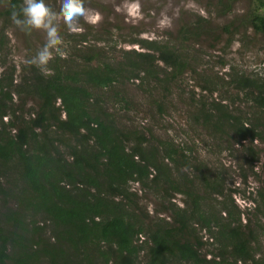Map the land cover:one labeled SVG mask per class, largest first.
<instances>
[{
	"label": "trees",
	"instance_id": "obj_1",
	"mask_svg": "<svg viewBox=\"0 0 264 264\" xmlns=\"http://www.w3.org/2000/svg\"><path fill=\"white\" fill-rule=\"evenodd\" d=\"M22 1L11 4L18 10ZM252 23L264 34L258 11ZM159 58L167 64L179 59L170 50L160 51ZM101 60L88 85L76 60L59 54L43 71L31 64L21 82L15 67L0 74V133L6 135L0 141V207L6 208L0 210V264H264V257L257 259L253 252V230L242 223L233 199L237 190L226 180L210 179L195 167L204 188L221 200V210L207 212L204 197L187 186V174L183 183L173 177L175 170L190 167L192 154L161 140L154 144L142 132L125 133L112 117L91 114L92 89L112 85L121 74L115 63ZM237 86L264 114V76H240ZM21 93L37 97L41 105L16 127L5 118ZM232 126L240 140L264 138L258 123L241 115ZM133 183L167 201L161 211L170 219H152L141 210ZM177 193L187 199L183 207L173 202ZM257 194L255 211L264 215V190ZM199 227L219 245L211 257L202 252L207 242Z\"/></svg>",
	"mask_w": 264,
	"mask_h": 264
},
{
	"label": "rangeland",
	"instance_id": "obj_2",
	"mask_svg": "<svg viewBox=\"0 0 264 264\" xmlns=\"http://www.w3.org/2000/svg\"><path fill=\"white\" fill-rule=\"evenodd\" d=\"M45 3L57 14L61 37L51 57L59 54L76 60L86 85L101 66L100 56L101 62H113L121 69L112 85L92 89L91 114L97 119L112 117L125 133L142 132L154 144L161 140L192 154L190 167L175 170L173 177L183 183L187 174L191 180L187 186L204 197L207 212L221 210V200L208 193L197 175L203 171L210 179L220 175L226 180L227 187L237 190L233 199L243 213L242 223L253 230V252L257 259L263 258L264 215L255 211L258 203L253 200L259 198L258 190H264V138L240 140L232 122L241 115L258 123L264 134V114L237 86L240 76H264V34L252 23L256 11L264 17V0H83L99 20L92 24L80 18L78 31H70L59 15L60 0ZM14 11L19 9L11 0H0V38L6 37L0 47V74L4 67H15L21 82L47 35L44 30L21 31L13 23ZM164 50L175 51L178 61H161L159 52ZM90 56L94 58L88 60ZM40 105L37 97L16 94L5 120L20 127L39 112ZM5 137L0 133V141ZM198 165L201 171L195 168ZM132 188L141 197V210L152 219H170L167 211H161L168 202L158 193L136 183ZM186 200L177 193L173 202L183 207ZM198 233L207 242L202 252L211 257L218 243L205 229L199 227ZM140 259H146L145 253Z\"/></svg>",
	"mask_w": 264,
	"mask_h": 264
},
{
	"label": "clouds",
	"instance_id": "obj_3",
	"mask_svg": "<svg viewBox=\"0 0 264 264\" xmlns=\"http://www.w3.org/2000/svg\"><path fill=\"white\" fill-rule=\"evenodd\" d=\"M60 16L70 31H78L80 18L95 24L99 17L91 15L85 8L83 0H60ZM13 23L24 32L44 30L47 40L30 63L41 71L45 70L52 50L60 43L61 37L57 28V14L47 6L45 0H23L19 11L12 14Z\"/></svg>",
	"mask_w": 264,
	"mask_h": 264
}]
</instances>
